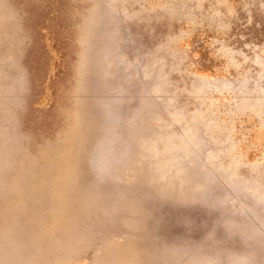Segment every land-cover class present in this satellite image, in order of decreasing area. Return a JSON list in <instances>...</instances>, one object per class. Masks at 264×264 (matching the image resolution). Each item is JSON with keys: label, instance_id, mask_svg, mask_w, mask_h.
<instances>
[{"label": "rangeland", "instance_id": "374dc122", "mask_svg": "<svg viewBox=\"0 0 264 264\" xmlns=\"http://www.w3.org/2000/svg\"><path fill=\"white\" fill-rule=\"evenodd\" d=\"M0 264H264V0H0Z\"/></svg>", "mask_w": 264, "mask_h": 264}]
</instances>
